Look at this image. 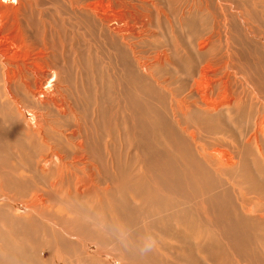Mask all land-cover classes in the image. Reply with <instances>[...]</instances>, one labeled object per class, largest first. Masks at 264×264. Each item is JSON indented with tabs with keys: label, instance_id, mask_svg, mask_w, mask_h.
I'll return each instance as SVG.
<instances>
[{
	"label": "bare ground",
	"instance_id": "bare-ground-1",
	"mask_svg": "<svg viewBox=\"0 0 264 264\" xmlns=\"http://www.w3.org/2000/svg\"><path fill=\"white\" fill-rule=\"evenodd\" d=\"M155 1L0 0V185L29 192L26 206L32 215L21 221L0 208V264H84L83 253L91 264L111 246L119 250L117 260L127 264L126 252L140 251L147 235L164 238L166 227L175 242L187 241L204 255L211 249L226 257L224 264H239L242 255L247 264H264V230L242 211L244 198L264 191L255 176L264 175V0H193L198 6L187 0L181 11L177 7L183 28L186 20L203 19L213 6L227 45L221 67L202 66L200 53L209 44L203 37L189 58L191 75L187 69L188 77L177 81V89L171 57L187 53ZM162 18L171 27L172 47L158 43ZM246 36L258 42L255 54L242 46ZM182 116L188 119L177 118ZM211 117L218 126L208 124ZM167 144L170 150L176 146L183 167L166 159L170 169H162L161 150ZM126 147L148 174L146 180L139 173L126 177L125 189L132 187L135 206L106 174L126 172ZM31 156L37 157L34 162L28 161ZM11 157L18 162L14 169ZM202 161L213 164L212 176ZM52 166L66 181L48 179L46 168ZM188 166L196 176L188 173L192 192L185 193L187 201L196 204L200 198L204 204L201 215L193 211L191 221H183L190 234L182 237L164 214L178 195L165 183L177 181ZM231 168L241 172L227 187L226 177L234 176ZM20 171L28 175L8 174ZM29 172L40 179L32 180ZM198 177L206 185L194 190ZM228 208L237 214H227ZM209 212L215 221L208 219ZM193 229L200 231L199 238L192 236ZM126 232L138 241L128 243ZM183 250L163 239L160 247L141 250L142 258L131 260L178 264L168 253Z\"/></svg>",
	"mask_w": 264,
	"mask_h": 264
},
{
	"label": "rangeland",
	"instance_id": "rangeland-1",
	"mask_svg": "<svg viewBox=\"0 0 264 264\" xmlns=\"http://www.w3.org/2000/svg\"><path fill=\"white\" fill-rule=\"evenodd\" d=\"M147 1H150V0H147ZM155 2L157 4L158 8H161L162 11H164L167 14L166 16L168 17L169 21L171 22L172 28H173V30L175 32V35H176V42L178 44L182 45L186 49V53H187L186 55L178 54V55H176L178 57H176V56L171 57L172 60H174V63H175V69H174V72L173 73L177 77V79L175 80V82L173 84L175 89L178 88L177 81H179L180 78H187L188 77V71H189V73L191 75V72H190L189 67H188L189 58L195 52V50L198 49V43H199V41L203 37H206L207 36V38L209 39V44H208L207 49L204 50L203 53H200L201 55H200V58H199V62L201 63L202 66H210L212 68H219V67H221V65H222V63H223V61L225 60V57H226L225 54H226V51H227V45H226V42H225V33H224L223 28L215 21V17H218V14H217L218 12H217V10H215V8L213 6H210L209 10H207V11L204 12L205 16L203 17V19H201V20H196V19L186 20L185 23H184L185 27L182 28L179 25V23L177 21V18H176L177 17L176 16V14H177V7L181 11L186 6L187 0H174V1L157 0ZM190 3H194L196 6L199 5L198 3L194 2L193 0H190ZM208 3L211 4V1L208 0ZM146 8L148 9V6ZM150 11L154 14V10L150 9ZM144 12H146V14L147 13H150V12H147V11H144ZM158 23L160 24L159 25V28L156 29L159 32L158 33V39H160V41L158 43L159 44H163V45L166 44V47H167V45H169L170 47H172V45H174V42L172 40L173 34H172L171 30H170L171 27H169V24H168L167 21L163 22V18L157 22V25H158ZM260 26L264 30V24H260ZM160 29H161V31H163L164 37L160 33ZM169 32H170V36H168ZM260 36H263L264 37V33L261 32V35ZM242 46L246 49V51L248 53L255 54L257 52V49L259 47V44H258V42L255 39L246 36V37L243 38ZM170 53L175 55V52H170ZM245 57H248V54L247 53H245ZM180 61L183 64V70H184V74L183 75H181V70L179 69V64H180L179 62ZM196 65H197V62H194L193 66L191 67V71H192V68L195 67ZM187 69H188V71H187ZM237 85L239 87V84H237ZM132 87L134 88L133 85H132ZM131 90H132L131 88L128 89L129 92ZM239 90H240V87H239ZM126 98H128L127 95H126ZM242 98H243L242 99V102H246L247 103V101L244 100L245 96L242 95ZM248 103H249V101H248ZM168 107H169V112H170V113H168V118H170V121L173 122V120H172V114H171V108H170V104L169 103H168ZM126 111H127L126 112L127 118L128 119H131L132 116H133L132 110L128 108V109H126ZM227 112H228V110H225L224 109L223 114L225 116H227ZM177 118H181V120H183L182 118L188 119V117H184V116L177 117ZM130 122H131V120H130ZM208 124H210L211 127H213V125H217L218 126V122L214 118H212V117L209 119ZM229 125L232 127V124H229ZM236 126L239 127L238 125H236ZM219 137H222V136L219 135ZM161 139H165V138L162 136ZM242 140H243V137H239L238 138V141L239 142H241ZM171 145H172V143H171ZM171 145L170 144L164 145L165 148H166L165 151L162 152V150H161V157L163 158L162 159V161H163L162 162V169H168V168L170 169V166L171 165L169 163H166V159L170 160L171 163L173 162V164H175L176 163L175 161L178 160L180 162L179 165L181 167H183L182 160L180 161L179 160V156L177 155L178 152L176 151V146H173L172 147V150H170L168 148ZM115 146L116 147H115V150L113 152V158L116 160L118 158V152H117V146H118V144L115 143ZM168 151L171 153V155H170V153ZM23 156H26V155H23ZM136 156H137V154L134 155V151H127V147H126V168H128V169H126V172H123V174H122V172L121 173H118V172H106V174L108 176H111V178L114 180V186L116 187L115 190H117V189H119V191L124 190V192L126 194V198H128V200L130 201V203L132 205H134V206L136 204L131 199V197L129 195L130 190H132V187L128 188V191H126V189H125L126 188V177H133V176H135V173H139L141 176H144L145 177V180H146L147 179V176L146 175H148L146 173L147 170L145 168H142L137 163L139 159H136V161H135V158H137ZM138 157H140V155ZM36 158H37L36 156H31V157H29L28 161L29 162H34L36 160ZM250 158H251V156H250ZM250 158H248V159H250ZM11 159H12V157H11ZM17 159H18L19 163L25 162V159H23V158L20 159L19 157H17ZM159 159H160V157H158L156 160L157 161H160ZM184 160H186V159L184 158ZM131 161H133V162L135 161L136 166L133 167V164H132ZM17 163L18 162L13 161V159H12V161L9 162L10 166H12L11 169H14V167H15V165ZM202 163L205 165L204 167H206V168L208 167L207 169L205 168V170L207 171V173L210 176H212L213 175L212 174V172H213V169H212L213 164L211 163V166L209 167L207 163H206L207 165L205 164V161H202ZM165 164H166V166H165ZM188 169H190V170H188ZM46 170H49L50 171V172H45V173L47 175L49 173V175H48L49 178L48 179L52 178L53 179V182L54 181H57L59 179V177H61V179H64L65 181L67 179L66 176H64V174L61 175V176H59L58 175V172H55L56 170H54V167L53 166L51 168L48 167V169L46 168ZM134 170L136 172H134ZM196 170H199V169L196 168ZM51 171H53V172H51ZM184 171L185 172H182V176H181V173L179 174L180 178H175L177 181L174 182V181L167 180V182L169 181L168 184L165 183L166 185H168L170 192L171 191H174L176 189L178 191V195H177V198H175V199L172 200L171 205L168 206L164 210V214H165L167 220H170V224H171V219L173 220L172 224H174L175 228L178 229V231L181 233V236L182 237L185 236V235L187 236L188 234H190V232H189L190 230H188V228H186V225L188 223L185 224L184 222L191 221V218L193 217V211H197L201 215L202 212H203L202 209H201V206H202L201 204H204V202H201L202 200L200 198L197 199V203L196 204L193 203V202H191V201L188 202L189 200L187 201L188 194H185V193L192 192V190L190 188H187V186L189 184V181H188L189 180V174L188 173L190 172L191 175H193V173H195V172L192 171V168H190V166L185 167ZM228 171L234 172L233 173L234 176H232L230 178L228 176L226 177L224 183L228 185L227 187H229V185H231V184L234 183L233 182L234 177H236L239 174V172H241L239 170H236L235 168H231ZM11 173H20V176H21L22 179L25 177V175H28V173L27 172H24V171H20V172H10L8 174H11ZM29 173H30L29 176L31 177L32 180L40 179L39 175H37L36 172H29ZM104 173L105 172H103V174ZM160 175H161V177L164 176L161 172H160ZM193 176H196V174H194ZM255 176L258 177L260 179V181L262 180V182L264 184V175L260 176L258 172H255ZM216 177H218V176H216ZM120 178H123L124 181L122 179H120ZM46 180H47V177H46ZM196 180H197L196 181V184H195L196 187H195L194 190H198V188L200 186L202 187V186L206 185V180L201 179L200 177H198ZM200 181L201 182L203 181L202 185H200L201 184ZM46 183H47V181H46ZM0 186H2V185H0ZM163 186H164V184H163ZM72 189L73 188H71V191H74ZM262 189H263V187H262ZM21 191H16V190L11 189V188H9L7 186H2V188H0V199H1L0 200V208L6 210L9 213L10 217L12 215V217L14 219H18V220H21V221H27V220H29L32 217L31 214H28V212H27V206H26L27 201H29V199L31 197L30 196L31 194H29V192H27V191H26L27 193L26 192H23V191L21 192ZM261 193L262 194H259V196H258V194H256V195L251 194L250 196H247L246 198H244V202L246 204H244V207H243L242 211H244L247 216L250 215V214L252 216H254L252 220H253V222H255V220H256V222H257L256 223L257 228L264 230V228H263V226H264V215H263L264 214V191H262ZM4 196L6 198H8V199H11V200L8 201ZM166 196H169V194L166 195ZM144 198H147V197H144ZM184 198H185V200H182ZM261 203H263V204H261ZM167 204H169V202H167ZM182 205L184 206V208H183ZM176 206L179 207L180 209L177 208ZM194 206H196V209L195 210L193 208ZM190 207H192V208L190 209ZM249 209L251 210V212H250ZM89 210H90V207H89ZM175 212H177V213H175ZM179 212H181L182 214H180ZM229 213L231 214V213H236V212H235L234 208H230V209L228 208L227 214H229ZM239 214L240 215H243L242 212H240ZM178 215H180V216H178ZM209 217H210V219H209ZM174 219H175V221H174ZM208 219L211 220V221H215L214 220V217L210 215V212L208 214ZM205 222H208L206 214H205ZM260 224L263 225V226H261ZM129 226L130 225H128V227ZM164 231H166L165 232V235H164V238H161V239L158 238L156 240V245L158 247H160V242L163 239H165L169 243L175 244L177 242V250L180 249V247H183L184 250L181 251V252L174 251V253H172V254L171 253H168V256H170V257L173 256V260H176L178 264H221V263L224 264L222 261L226 257L223 256V258H222L218 253L217 254H213V252L211 251V249H209V250H210V253H212V254H210V253L207 254L206 253L204 255L203 253H205V252L201 251L200 248H196L194 246L191 247V248H189V243L187 244V241H183L181 243H178V240H176V242H175V240L173 238V235L169 233L171 230H169L167 227H166V230H164ZM192 231H194V232H192V236L195 237V235H196V237L199 238V235H200L199 229H198L199 232H197L194 229ZM130 237L133 238V236L128 235L127 232H126V239L128 240V243H131V241L133 242L135 239H136L135 241H138L137 240L138 236L137 237L135 236L133 240L130 239ZM200 237L203 238V235L200 236ZM189 240L192 241V243H195L196 242L195 240L193 242L192 239H189ZM209 242H211V244L214 243V241H212V240H210ZM101 250H102V248H101ZM101 252L102 253H100V254H104V256L101 257V255L99 254V256L101 258L98 257L96 260H93L91 264H100V263L101 264H121V262L119 261L121 259V257L119 255V250L117 248H114L113 246H111V247H109V251L106 250V248H105ZM177 253H179V254L177 255ZM154 254L157 255L156 252ZM207 255L210 258H208ZM132 256H134L135 258H142V251L141 250L140 251H136L133 254L130 253V252H126V263L127 264H132L133 263L134 260H131L132 259ZM181 256H182V259H184L183 262L179 261V258ZM244 257H246V255L240 256V261H241L242 264H247V263H245V261H243ZM79 258H80V260L82 262L84 261L83 262L84 264H90L89 263L90 261H89V259H88V257L86 256L85 253L81 254L79 256ZM117 258L119 260H117ZM231 259H232L231 262L232 261L237 262V260L234 259V257L233 258L231 257ZM241 263L239 262V264H241ZM133 264H136V263H133Z\"/></svg>",
	"mask_w": 264,
	"mask_h": 264
},
{
	"label": "clouds",
	"instance_id": "clouds-1",
	"mask_svg": "<svg viewBox=\"0 0 264 264\" xmlns=\"http://www.w3.org/2000/svg\"><path fill=\"white\" fill-rule=\"evenodd\" d=\"M156 244V240L153 236L147 235L145 236L144 240L142 241V251H149L151 250Z\"/></svg>",
	"mask_w": 264,
	"mask_h": 264
}]
</instances>
